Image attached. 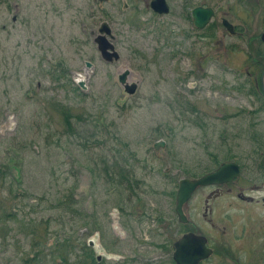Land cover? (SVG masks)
I'll return each mask as SVG.
<instances>
[{"label":"rangeland","instance_id":"rangeland-1","mask_svg":"<svg viewBox=\"0 0 264 264\" xmlns=\"http://www.w3.org/2000/svg\"><path fill=\"white\" fill-rule=\"evenodd\" d=\"M167 1L159 15L151 0H0V207L18 213L0 229V264H173L170 242L199 224L211 189L193 193L183 224L181 178L241 157L230 186L261 178L246 157L248 136H264L250 91L264 70V0ZM198 5L215 9L205 29ZM105 20L118 60L94 41ZM226 198L213 201L215 221Z\"/></svg>","mask_w":264,"mask_h":264},{"label":"flooded vegetation","instance_id":"flooded-vegetation-1","mask_svg":"<svg viewBox=\"0 0 264 264\" xmlns=\"http://www.w3.org/2000/svg\"><path fill=\"white\" fill-rule=\"evenodd\" d=\"M260 79L261 76H256L253 81L255 87L250 91L255 94V96L260 97L264 102V94L261 89ZM242 111L245 112L247 109L244 108ZM248 113L250 116H254L255 121L259 120L255 117L256 114H253V111H248ZM263 138L264 136L257 132L254 133L253 136H248V141L251 143L248 147L250 156L246 157L248 160L252 161L253 159L259 160L256 163L257 167H255L257 170L260 169L258 175H260L261 178L254 182L243 180L241 183H238L236 187L230 186L231 182L197 188L211 189L207 198L204 199V209L201 212L202 219H198L199 224L194 223L193 226L183 234L193 232L207 237L206 246L211 249V254L209 257L202 259L199 264H264ZM240 159L241 161L239 160V162H236L239 163L242 172L245 167L242 162V157ZM225 161L235 160L227 159ZM222 162L218 163L213 170H216ZM225 195L228 198L222 201L220 219L217 217V221H215L214 214L216 210L213 201ZM174 242H170L169 244H172L173 251ZM172 261L173 264H177L174 261L173 252Z\"/></svg>","mask_w":264,"mask_h":264},{"label":"water","instance_id":"water-1","mask_svg":"<svg viewBox=\"0 0 264 264\" xmlns=\"http://www.w3.org/2000/svg\"><path fill=\"white\" fill-rule=\"evenodd\" d=\"M100 1L104 2L105 0ZM151 6L155 11L161 14L168 13L170 10L167 0H152ZM192 14L195 25L198 28H204L214 16L215 12L212 7L197 6L192 10ZM223 24L231 33H235L234 26L231 22L224 18ZM108 36L112 39L114 38L110 24L107 21H104L99 28V35L95 38V42L98 44V49L101 51L102 57L106 61L118 60L120 54L115 50V46L109 40ZM261 39L264 41V32L261 35ZM87 67L91 68L92 63L87 62ZM118 79L128 94L133 95L138 90L139 81L130 80L129 69L123 70L119 74ZM77 80L78 84L85 88L84 80L82 78ZM262 88L264 91V73L262 78ZM163 146H165L164 141H160L155 144L157 149ZM239 172L240 169L237 163L228 162L221 164L216 171L207 173L198 179L182 178L180 180V187L177 193L176 208L180 220H187L183 211V206L190 199L192 193L198 186L231 182L239 175ZM175 248L174 259L178 264H199L202 259L209 257L211 254V250L206 246L205 237L194 233H187L181 237L175 242Z\"/></svg>","mask_w":264,"mask_h":264},{"label":"trees","instance_id":"trees-1","mask_svg":"<svg viewBox=\"0 0 264 264\" xmlns=\"http://www.w3.org/2000/svg\"><path fill=\"white\" fill-rule=\"evenodd\" d=\"M58 107V106H57ZM67 125H71L73 114L65 108L59 107ZM17 212L15 211L14 207H0V229L5 228L6 225L10 222H14L17 220ZM7 223V224H6ZM86 249V248H85ZM86 257L87 258H94V254L92 251L86 250ZM63 259H67L66 255H62ZM95 259V258H94Z\"/></svg>","mask_w":264,"mask_h":264}]
</instances>
